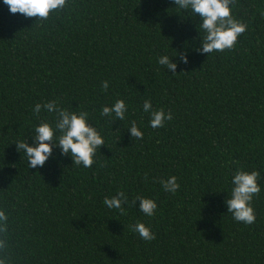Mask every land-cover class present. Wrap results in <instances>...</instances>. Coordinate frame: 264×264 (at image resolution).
<instances>
[{"label": "trees", "instance_id": "obj_1", "mask_svg": "<svg viewBox=\"0 0 264 264\" xmlns=\"http://www.w3.org/2000/svg\"><path fill=\"white\" fill-rule=\"evenodd\" d=\"M232 15L247 24L235 48L205 54L197 50L199 15L174 0H68L46 21L12 14L0 0V210L9 264H264V0H235ZM162 55L177 73L158 63ZM118 99L128 105L125 119L102 116ZM53 100L86 111L102 135L91 167L54 145L42 167L30 168L17 150L18 141L34 142L42 121L54 126L55 113L33 112ZM145 100L173 119L152 128ZM132 121L143 139L131 137ZM240 169L261 173L251 225L235 221L225 203ZM173 175L175 194L160 183ZM119 191L129 201L154 199L155 215L139 211V200L124 215L109 209L104 198ZM137 222L155 239L132 231Z\"/></svg>", "mask_w": 264, "mask_h": 264}, {"label": "clouds", "instance_id": "obj_2", "mask_svg": "<svg viewBox=\"0 0 264 264\" xmlns=\"http://www.w3.org/2000/svg\"><path fill=\"white\" fill-rule=\"evenodd\" d=\"M8 6L10 13L21 14L26 19L46 21L53 13H59L68 6V0H3ZM175 5L180 10H189L193 15H199L201 20L200 29L204 32L201 39L202 46L197 50L209 54L216 51L232 50L238 43L239 37L247 30V24L235 19L232 15V6L235 0H174ZM177 55V53H176ZM175 55V56H176ZM180 59L188 62L186 53L180 54ZM160 65L175 74L177 63H174L168 55H162L158 59ZM102 89L107 91L108 81L102 82ZM42 108L49 113L56 114L54 126L49 122L42 121L35 127L33 143L28 141L16 142L18 151H23L30 168L42 167L53 153V146H58L62 155H70L75 165H83L85 168L91 167L95 160L96 152L105 141L100 132L89 124V114L86 111L70 112L61 108L58 102L53 100L35 104L34 115L39 116ZM128 105L123 99H118L111 106H104L101 111L102 116L113 117L114 121L125 119ZM143 111L150 113V125L152 128H160L165 125V121L173 119L169 110L167 113L163 108L153 110L150 100H145ZM131 137L140 140L144 133L137 126L136 121L131 122ZM60 135L57 137L56 133ZM147 178V173L145 174ZM261 173L257 170L245 171L240 169L232 177V192L230 198H226L227 212L231 213L234 220L251 225L256 220V213L252 206L253 198L261 192L258 181ZM160 183L166 192L175 194L180 184L175 175L161 179ZM139 200V211L148 217L155 215L157 203L154 199L146 197H136L129 201L124 191H119L111 198L105 197L103 203L109 209H118L121 215L126 214L124 205L129 204L136 207ZM8 216L0 210V264H9L10 257L6 255L8 250ZM130 229L139 234L145 241L155 239V233L143 222L130 225Z\"/></svg>", "mask_w": 264, "mask_h": 264}]
</instances>
